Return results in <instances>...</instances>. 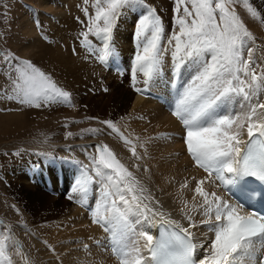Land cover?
Wrapping results in <instances>:
<instances>
[{"label":"snow or ice","instance_id":"snow-or-ice-1","mask_svg":"<svg viewBox=\"0 0 264 264\" xmlns=\"http://www.w3.org/2000/svg\"><path fill=\"white\" fill-rule=\"evenodd\" d=\"M84 2L87 4L88 0ZM240 2L175 0L174 24L178 31H173L168 44L173 45L177 98L170 110L184 126L183 139L194 166L207 173L196 182L192 202L181 197L184 223L169 219L163 211L150 206L159 205V201L147 187L107 144L95 145L98 155L92 157V163L95 175L105 182V190L92 212L93 222L110 231V250L120 264H264V215L244 211V206H251L254 199L264 201V102L260 101L264 94V66L253 58L255 49L251 43L255 37L235 9ZM242 3L252 18L261 19L260 11L250 0ZM93 7L94 15L88 14L87 7L83 9L88 23L80 35L89 51H95L90 34L103 42V54L98 57L102 62L114 55L112 32L124 10L145 9L138 21L131 75L135 87L139 83L137 74H142L146 87L136 91H148L147 86L161 74L167 51L161 46L165 28L156 9L145 0H94ZM0 56L10 69V84L0 91L9 99L37 108L52 103L74 106L72 94L31 60L10 51L0 52ZM182 69L191 72L185 82L180 80ZM101 123L118 133L125 144L132 145L133 157L143 159L116 123ZM144 151L147 153L146 147ZM92 179L88 176L78 180V190L86 193L85 185ZM206 183L222 187L235 199L208 191ZM187 186L185 181L181 188ZM156 217L163 221L158 237L145 230ZM136 225H140L139 231ZM201 226L212 234L211 238L201 240L197 236L193 229ZM10 239V235L0 237V264H12L7 255ZM206 243L205 254L198 258V250ZM16 252L24 258L18 242Z\"/></svg>","mask_w":264,"mask_h":264},{"label":"bare ground","instance_id":"bare-ground-1","mask_svg":"<svg viewBox=\"0 0 264 264\" xmlns=\"http://www.w3.org/2000/svg\"><path fill=\"white\" fill-rule=\"evenodd\" d=\"M147 1L152 3V5H157L159 2L157 0ZM80 2L81 0H40V15L37 19L40 20L42 16V18L48 19L54 25L59 24L63 16H67V25L73 28L77 27L76 30L80 34L82 32L79 31L81 27L79 28L75 25L73 12L71 11V9H76L77 6H82L83 4H80ZM160 5L163 7L162 4ZM171 7L168 6L166 21L164 23L165 38L163 48L167 49V51H165L163 56L162 71L160 76L150 86H147L148 91H145L149 93L147 98L137 92H127L123 86L131 77V70L128 69L127 65L132 62L130 56L133 58V54H135V48L130 50L129 44H133L132 41L134 40L132 39L134 38L133 33H129L126 30L129 20L125 16L121 17V24H119L121 26L112 35L111 43L114 47V55H110L106 61L115 64L111 65L112 68L121 66L120 72H115V70L114 73L108 72L109 78L105 80V70L98 66L92 53L87 52L80 42L77 44L78 41L74 42L71 39L70 29L66 34L67 37L61 38V42L58 41L57 45L54 46L53 44L52 55L54 56L48 59L50 66L46 71H50L53 76L61 75L63 77L64 74L67 77L69 76L67 74L69 60H74L72 57H77V60H74L77 64V93L81 96L78 102L83 101L80 104L86 108L87 112H91L92 114L90 113L89 115L98 119L100 124H102L101 121H114L124 113L128 114L125 120L122 119L124 121L120 120L116 124L125 137L132 140L137 152L143 159L137 160L132 156L130 151L132 145L125 144L118 133H115L117 139L114 142L111 141L113 144H110L112 149L116 152L117 158L147 187L151 196L156 201H159V205L153 203L150 206L157 207L158 210L163 211L169 219L180 220L184 223L180 212L181 207H183L181 197L184 200L192 202L196 182L207 176V173L203 169L195 167L193 161L186 153L183 139L185 136L184 126L172 115L170 110L177 98V89L173 86V78L170 73L173 68V45L168 44V38L173 33L170 31L171 26L174 24L173 17L176 15L175 12L173 14L170 12L172 11ZM125 12L128 17L132 18L131 20L136 23L138 22L137 18L134 17L135 10H125ZM237 13L239 14L238 11ZM261 16L264 22V13ZM35 21L37 20L34 19L32 22L33 26H37ZM253 21L257 23V20ZM248 29L255 37V41L251 43V46L255 49L253 58L257 59L264 66V27L252 25ZM174 30L178 31V28L175 26ZM53 37H55V34H53ZM70 40L72 42L68 43ZM38 41L39 38L37 37L31 42L27 41L25 47L31 48ZM63 42L68 45L63 44L59 46ZM134 43L136 42L134 41ZM92 44L97 46L98 49H101L103 46L95 40H92ZM128 45L129 48H126ZM190 76L191 72L189 70L182 69L180 80L185 82ZM70 78L72 77H68L65 82L71 83L72 79ZM80 80L81 83L83 82L82 86L78 84ZM137 80L139 81L137 88L144 89L146 85L143 83L144 77L142 74H137ZM104 88L108 91H103ZM260 101L264 102V94L261 95ZM99 128H102L101 131L106 136L104 137L106 138L104 141L108 142L112 139L109 133L113 131L106 124L100 125ZM98 144L101 143L96 137L90 138L89 141L77 142L72 147L77 149L76 163L81 168L70 171L65 166L64 177L68 180L76 172L77 174L74 175H77V181H83L88 176L93 178L85 185L88 189L86 193L79 191V185H76L77 207L72 206L73 208H70L62 200L57 201L49 198L39 188L40 185L36 191L20 193V196L23 197L21 200H27V202L20 203V206L29 225L26 228L28 232L27 230L26 232L31 236V240L28 238L31 241V248L28 249L22 245L20 240L16 238L17 242H20L22 245L24 258L20 260L14 258L11 260L12 264H31V260L36 261L38 264H120L119 259L110 250L111 233H108L91 219L92 212L105 190V182L103 178L95 175L92 163V157L98 155L95 149V145ZM141 145H144V147H141ZM145 147L147 148V153L144 151ZM118 156L124 157L123 159H126V161L121 160L122 158ZM137 164L140 165L139 168L136 167ZM145 168H147V171ZM192 177H196V180H193ZM213 180H215V177H213ZM185 181H188V186L181 188V185ZM215 183L218 184L219 181ZM205 188L208 191H217L218 194H224L228 198L222 187L216 188L215 184L206 183ZM199 199L197 197V201ZM16 202L18 203V201ZM83 204L87 205L89 209H83L81 207ZM52 207L54 209L50 210ZM42 211L46 212L41 214ZM61 213L64 215L62 216ZM196 218L198 220L201 218L198 213L196 214ZM132 220L134 222L135 217ZM160 222H163L162 219L156 217L153 223L145 230L156 237L157 225ZM42 223H44V226ZM46 223L47 226H45ZM185 226L187 225L185 224ZM136 228L139 231L140 225H136ZM193 231L196 232L201 240L211 238L212 236L211 233H206V229L203 226L199 230L193 229ZM207 247L206 243L205 247L202 248L203 254H205Z\"/></svg>","mask_w":264,"mask_h":264},{"label":"rangeland","instance_id":"rangeland-1","mask_svg":"<svg viewBox=\"0 0 264 264\" xmlns=\"http://www.w3.org/2000/svg\"><path fill=\"white\" fill-rule=\"evenodd\" d=\"M157 1H159L157 5H152V3L145 0L146 4L156 9L157 14L161 17L163 23H165L168 6H172V11H170L172 14L175 12V0ZM81 3L83 4L82 6H77L76 9H71V11L73 12L75 25L79 28L81 27V30L79 31L84 32L87 30L86 25L88 23V16L85 15L83 9L87 7L88 14L94 15V0H88L87 4L81 0L80 4ZM250 3L260 11L261 15H263L264 0H250ZM160 4H162L163 7ZM39 5L40 0H0V52L10 51L21 59L31 60L35 65L50 74L56 82L58 81L57 83L59 86L72 94V104L74 106H68L62 103L42 105L39 108L28 105L26 106L19 104L13 99H9L3 91H0V237L3 235L11 236V239L7 241V255L11 260L14 258L21 259V256L16 252L18 240H20L22 245L26 246L28 249L31 248V241H29V239L31 240V236L27 234L28 229H26L29 225L20 206V203L27 202V200H21L23 199V197L20 196L21 192L36 191L40 185L39 188H41L49 198L57 201L62 200V202L67 204V207L70 208L77 207L76 205H78L76 200V198L78 199L76 186L77 175H74L77 174V172L72 175L70 180L64 176L60 178L58 167H55V165L51 163L45 164L44 162L47 161L46 159L57 157L71 159V161L67 162L68 164L63 165L64 171L65 166H67L70 171L77 170V149L72 147L75 146L74 144H77V142L80 141H89L90 138L92 139L93 137H96L101 144H107L112 149L111 145L113 144L111 141L114 142V140L117 139L115 132H110L109 136L112 137V139L108 142L104 141L106 139L104 137L106 136L102 133V128H99L102 124L99 123L100 121L98 119L89 115L91 112H87L86 108L80 104L83 103V101L80 103L78 102V99L80 101L81 96L77 93V64L74 62V60H77V57H72L74 60H69V65H67L69 67L67 72L69 76L67 77L64 74L63 77L61 75L53 76L50 71H46L50 66L48 59H51V57L54 56L52 55L53 44L55 46L61 42V38L67 37L66 34L69 29L71 39L74 42L78 41L77 44L83 39V37L80 35L82 32L79 34L76 30L77 27L73 28L67 25V16H63L60 19V23L54 25L48 19L42 18V16L41 19L38 20L37 17L40 15ZM189 7H191L190 4ZM235 9L239 12V15L247 27L251 28L252 25L264 27L262 16L259 20L252 18L243 7L242 0L240 3L235 4ZM143 11H145L143 8L135 9L134 17L137 18L138 21ZM124 16L129 20L126 30H128L129 33H133L134 39L132 40L136 42L134 43V41H132L133 44H129L131 47L130 50L135 48L136 54V32L138 22L136 23L131 20L132 18L127 16L125 10L116 21L113 32L117 30V28H120L121 25L119 24H121V19ZM34 19L37 20L35 21L37 26L32 25ZM253 20H257V23ZM174 27L175 24L171 26V32L174 31ZM53 34H55V37H53ZM36 37L39 38L37 44H34L31 48H26L25 44L27 41L31 42ZM88 38L90 41L95 40L101 44L99 38L91 34ZM113 41L115 42L114 38ZM71 42L72 41L70 40L68 43ZM63 44L68 45L63 42L60 43L59 46ZM163 44L164 39L161 42L162 47L164 46ZM129 45L126 48H129ZM135 54H133V58L131 56L130 58L134 59ZM109 65V69L105 70L98 64L101 69L105 70V80L109 78V74L107 75L108 72L114 73V70L119 68H112L111 65H115L112 62L109 63ZM127 67L131 70V63L128 64ZM9 71L10 69L4 62L3 57L0 56V89H3L10 84L7 77V72ZM115 72L118 71L115 70ZM68 77H72L70 78L72 79L71 83L65 82ZM79 82L80 83L78 84L82 86L83 82L81 83V80ZM123 86L127 92L132 91L136 93L134 88H136L138 84L133 87V80L129 78V81ZM104 89L103 91H105ZM82 96L84 95L82 94ZM125 114L126 113L113 122L117 123L120 120L124 121L128 115ZM8 125H10V127H8ZM91 129H98L99 131L92 133L89 131ZM69 132L73 133V135L68 136L67 134ZM118 157L122 158L121 160L126 161V159H123L124 157ZM36 159H40V161H34ZM33 163L41 165L39 171H36V168H38L39 165L36 164L32 166ZM46 172L50 175L52 182L51 186L47 183ZM14 199L18 201V203ZM53 209V207L50 208V210ZM45 212L42 211L41 214ZM42 225L44 226V223H42ZM45 226H47V223ZM16 238L18 240H16ZM20 242L18 243L20 244ZM31 264L38 263L31 260Z\"/></svg>","mask_w":264,"mask_h":264}]
</instances>
